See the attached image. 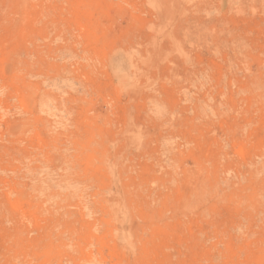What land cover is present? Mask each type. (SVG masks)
I'll return each instance as SVG.
<instances>
[{"label": "rangeland", "instance_id": "obj_1", "mask_svg": "<svg viewBox=\"0 0 264 264\" xmlns=\"http://www.w3.org/2000/svg\"><path fill=\"white\" fill-rule=\"evenodd\" d=\"M0 264H264V0H0Z\"/></svg>", "mask_w": 264, "mask_h": 264}]
</instances>
